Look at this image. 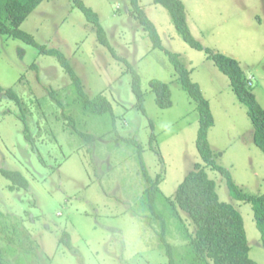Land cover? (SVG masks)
I'll use <instances>...</instances> for the list:
<instances>
[{"label": "rangeland", "instance_id": "obj_1", "mask_svg": "<svg viewBox=\"0 0 264 264\" xmlns=\"http://www.w3.org/2000/svg\"><path fill=\"white\" fill-rule=\"evenodd\" d=\"M84 1L99 14L111 44L126 61L118 60L99 41L95 25L72 0H44L21 28L38 43L59 49L89 97L103 92L116 118L83 108L78 85L56 56L0 34V85L12 87L22 98L35 143L26 138L20 106L2 97L0 210L5 220L18 221L24 234L18 253L7 256L14 264L21 255L22 264H168L157 232L160 227L148 221L152 214L146 202L148 183L131 139L143 146L151 176L162 175L163 194L173 196L195 165L205 164L197 148L200 112L178 81L165 50L153 47L148 32L134 17L130 0ZM183 2L193 35L205 47L240 62L264 107V0ZM140 4L164 47L181 54L193 81L210 101L215 124L208 138L217 164L227 168L244 191L264 194V152L254 142L248 108L238 100L229 77L205 50L192 48L181 37L166 7L155 0H140ZM131 66L142 78L146 113L135 106ZM154 78L170 85L171 107L158 105L150 84ZM1 169L21 171L29 188L11 189L12 181ZM206 171L216 181L220 199L243 215L250 256L264 264L253 204L235 198L220 171L210 166ZM158 206L165 211L161 203ZM180 213V218H167V240L177 264H196L182 237L186 228L192 231L194 226L185 212ZM66 233L72 247L61 242ZM1 234L0 226V247L4 248L8 244Z\"/></svg>", "mask_w": 264, "mask_h": 264}, {"label": "trees", "instance_id": "obj_2", "mask_svg": "<svg viewBox=\"0 0 264 264\" xmlns=\"http://www.w3.org/2000/svg\"><path fill=\"white\" fill-rule=\"evenodd\" d=\"M43 1L0 0V34L20 39L38 47L44 54L56 56L65 71L78 85L79 101L83 108L97 114H110L113 118H116L113 104L103 92H100L94 98L89 97L74 68L59 49L48 48L46 45L38 43L33 34L21 28L23 22ZM72 1L74 5L84 11L88 21L95 25L99 41L109 48L118 60L126 61L116 52L111 44L107 31L101 23L99 14L92 7H89L84 0ZM130 1L134 17L138 19L143 28L148 32L153 41V47L165 50L175 67L178 81L197 103L201 116L197 148L205 164L197 163L195 168L185 176L173 196L168 197L163 194L160 188L162 175L158 174L156 178L151 176L143 160V146L137 140L131 139L138 148L141 157L142 173L148 183L145 190L146 202L152 213L148 216V221L153 227L155 224H158L160 227V230L157 232L167 250L169 256L168 264H177V262L173 245L167 240V218H180V210L190 217L191 223L194 226V230L192 231L186 228L182 232V237L191 247L196 264H259L250 256V245L243 215L231 203L220 199L217 183L209 176L206 167L210 166L212 169L220 171L227 178L230 192L235 198L253 204L255 218L262 233L263 245L264 194L254 195L244 191L235 183L231 172L227 168L217 164L208 138L209 129L215 124L210 101L205 97L200 84L193 81L191 70L182 61L181 54L164 47L156 25L148 17L147 12L140 4V0ZM155 3L161 4L169 10L178 33L190 46L197 50H205L208 58L213 60L216 66L229 77L238 100L248 108V115L254 126V142L264 152V107L257 99L249 77L240 62L222 52L205 47L193 35L188 23L187 10L183 0H155ZM35 67L37 66L35 65ZM131 67L133 70V91L137 97L135 106L146 113L142 78L137 69L133 66ZM150 84L151 89L156 93L158 105L162 108L171 107L173 100L170 85L156 78L152 79ZM51 94L62 104L55 90H52ZM2 97L12 99L20 106L21 113L19 114V118L25 124L26 138L31 144L35 145L33 135L27 125V116L22 98L12 87L5 88L0 85V99ZM152 126L154 128L153 123ZM83 135L88 139L93 138L91 134L83 133ZM1 173L12 181L10 185L11 189L29 188L30 182L21 171L1 169ZM158 203L165 206V211L158 206ZM5 218L7 216L0 210L1 236L8 244L7 247H0V264H14L8 258L7 253H18V246L24 242V234L18 228V221H14L10 217H8L10 221H7ZM29 239L31 238L29 237ZM31 241L33 242V240ZM61 242L72 247L69 234L67 233L61 238ZM27 252V255H29L31 251L28 249ZM22 261L23 256L21 255L17 259V263L22 264Z\"/></svg>", "mask_w": 264, "mask_h": 264}]
</instances>
